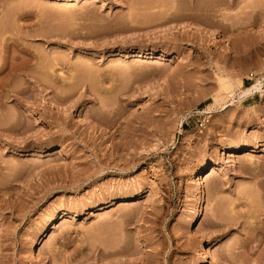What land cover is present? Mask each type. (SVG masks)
Here are the masks:
<instances>
[{
    "label": "rangeland",
    "instance_id": "1",
    "mask_svg": "<svg viewBox=\"0 0 264 264\" xmlns=\"http://www.w3.org/2000/svg\"><path fill=\"white\" fill-rule=\"evenodd\" d=\"M204 249L264 264V0H0V264Z\"/></svg>",
    "mask_w": 264,
    "mask_h": 264
},
{
    "label": "bare ground",
    "instance_id": "2",
    "mask_svg": "<svg viewBox=\"0 0 264 264\" xmlns=\"http://www.w3.org/2000/svg\"><path fill=\"white\" fill-rule=\"evenodd\" d=\"M140 52L141 51H139L138 53L140 54ZM118 55H120L121 57H132V55H134V54L129 55L126 52L125 53L122 52V53H119ZM239 84L237 83L236 85H234V84H227L225 86L223 85L224 88H222V90H223V92H225L226 96L230 97L231 99H233V96L235 95V90H234L235 88H237L239 91V93H238L239 97L251 96L254 93V91L261 90L260 83L252 85L249 88H243V87L241 88L240 86H238ZM8 127H10V125ZM1 129H2V127H1ZM3 130L9 131L10 128L5 129V126H4ZM254 149H258V144H254L253 146H251V148H248L246 151H243V152H239L238 150L236 152H231L232 154H230V156H229V158L231 159L230 162H234L235 159H239L241 157V153H249V151H253ZM206 167H207V164H203L202 167L200 168L198 174L195 176L196 187L199 191V198H198V201L196 202V205H195V215L193 218V224H196V222L200 218V216H201L200 208H201L202 204L204 203V195L202 196L201 187L206 186V185H210L217 178L216 173H213L210 175L206 174V172L204 171L206 169ZM91 215L93 216V214H91ZM55 223H56V221L51 223L50 226L44 231V233L40 237L41 239L39 242H33L31 244L32 250H37L38 247L42 248V247L47 246V239L49 237V232L55 227ZM208 253L209 252L206 251L205 249L201 252L200 261L202 264H204L208 261V259H209Z\"/></svg>",
    "mask_w": 264,
    "mask_h": 264
}]
</instances>
